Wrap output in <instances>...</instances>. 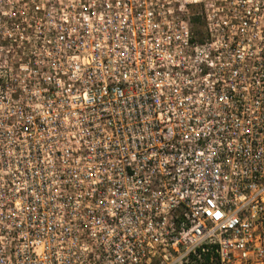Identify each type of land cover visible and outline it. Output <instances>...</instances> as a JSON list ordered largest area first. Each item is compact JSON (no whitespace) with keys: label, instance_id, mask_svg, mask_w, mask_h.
Segmentation results:
<instances>
[{"label":"built area","instance_id":"built-area-1","mask_svg":"<svg viewBox=\"0 0 264 264\" xmlns=\"http://www.w3.org/2000/svg\"><path fill=\"white\" fill-rule=\"evenodd\" d=\"M0 264H264V0H0Z\"/></svg>","mask_w":264,"mask_h":264},{"label":"trees","instance_id":"trees-1","mask_svg":"<svg viewBox=\"0 0 264 264\" xmlns=\"http://www.w3.org/2000/svg\"><path fill=\"white\" fill-rule=\"evenodd\" d=\"M200 22V16H194L193 18H192V23L194 24V23H199Z\"/></svg>","mask_w":264,"mask_h":264},{"label":"rangeland","instance_id":"rangeland-1","mask_svg":"<svg viewBox=\"0 0 264 264\" xmlns=\"http://www.w3.org/2000/svg\"><path fill=\"white\" fill-rule=\"evenodd\" d=\"M192 29H196V30L201 29L200 24L199 23H194L192 25Z\"/></svg>","mask_w":264,"mask_h":264}]
</instances>
